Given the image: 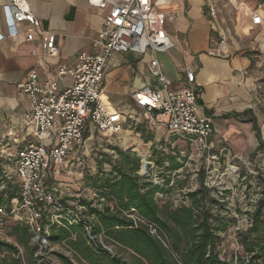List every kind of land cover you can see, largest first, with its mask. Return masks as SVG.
I'll return each mask as SVG.
<instances>
[{
    "label": "built area",
    "instance_id": "built-area-1",
    "mask_svg": "<svg viewBox=\"0 0 264 264\" xmlns=\"http://www.w3.org/2000/svg\"><path fill=\"white\" fill-rule=\"evenodd\" d=\"M87 2L104 13L103 24L92 43L94 53H80L71 70L59 68L53 79L41 84L35 72H30L26 80L17 85L29 99V111L0 139V160L4 163L0 168V194L8 189L16 192L7 204L0 203V230L11 220L21 223L29 228L36 244L46 242L43 235L48 234V226L43 224V220L48 219L52 223L59 218L55 215L57 203L64 198L57 197L60 188L55 182L56 175L72 178L69 167L75 161L78 163L87 132L95 130L105 137L121 132L117 118L107 111L102 101L104 73L115 54L151 55L148 72L155 88L144 87L131 94L147 122L161 124L172 135L184 138L204 152L211 151L212 122L199 112L197 92L193 87L194 70H185L184 86L171 90V84L163 76L155 58L156 54L165 53L172 47L165 29L166 11L160 7V4L168 5V1ZM238 5L253 27L262 24L259 13L243 4ZM206 9L210 21H215L218 13L215 5L206 0ZM3 13L9 37L18 36V26L27 23L24 40L30 42L36 35L40 36L45 56L57 57L54 36L41 31L39 22L29 12L24 0H10V4L3 7ZM2 38L0 36V40ZM222 42L223 39L209 55L227 54ZM67 75L71 83L61 88ZM26 140L31 144L23 146ZM8 147L12 153L4 152ZM152 183L157 185V179ZM81 209L77 207V212ZM70 216V224L79 221L78 213ZM130 217L143 223L136 216Z\"/></svg>",
    "mask_w": 264,
    "mask_h": 264
},
{
    "label": "crops",
    "instance_id": "crops-1",
    "mask_svg": "<svg viewBox=\"0 0 264 264\" xmlns=\"http://www.w3.org/2000/svg\"><path fill=\"white\" fill-rule=\"evenodd\" d=\"M156 1L161 3V0ZM166 1L168 5L160 4V7L166 11L165 29L172 47L165 53L156 54L155 58L163 76L171 84L170 89L183 87L185 70H194L193 87L197 92L199 112L212 122L213 134L209 141L211 154L220 157L226 154H223L225 148L235 147L241 155L245 146L248 147L247 153L253 154L259 143L264 145V118H258L254 109V81L249 74V59L228 53L209 55L211 50L218 47L220 32L217 18L215 21L208 18L206 0ZM24 2L39 22L41 31L54 36L58 55L47 58L44 42L38 35L30 42L24 40L27 23L18 26V36L9 37L3 7L8 6L10 0H0V36H3L0 40V139L19 123L21 116L30 108L28 97L17 85L25 81L30 72H35L41 84L53 79L59 68L71 70L80 53H94L92 43L103 24L104 13L89 6L87 0ZM253 11L261 16L262 24L259 27H262L260 11ZM240 13L237 14L240 29L256 28L251 25L249 17ZM150 60L149 53L143 56L119 53L111 58L106 68L102 101L107 111L117 118L121 128L136 126L143 115L131 94L144 87L155 88L148 72ZM70 79L69 75L65 76L60 87L69 86ZM155 126L161 134H166L165 138L159 140L151 135L144 145L160 142L167 146L166 137L175 135L161 124ZM29 144V140L23 142V146ZM10 150L13 151L8 147L4 152ZM226 152L229 154V151ZM134 155L140 159L139 155ZM6 227L0 230L1 233Z\"/></svg>",
    "mask_w": 264,
    "mask_h": 264
},
{
    "label": "trees",
    "instance_id": "trees-1",
    "mask_svg": "<svg viewBox=\"0 0 264 264\" xmlns=\"http://www.w3.org/2000/svg\"><path fill=\"white\" fill-rule=\"evenodd\" d=\"M136 130L140 132L139 127ZM114 150L117 166L92 181L97 206L64 198L57 203L58 220H43L48 226L44 245L63 244L71 258L58 253L35 258L41 243L30 246L32 233L23 225L14 230V237L25 251L26 261L17 248L0 241V253H5L0 264H53V260L60 264H264V180L259 177L260 197L248 215L250 227L235 234L242 254L227 257L221 254V235L234 221L222 214L221 205L208 190L184 195L187 205L183 201L174 204L172 195L178 191L168 186V180L160 186L141 179L137 173L140 159ZM261 151L264 153V145L259 143L254 153ZM159 156L156 164L166 161L168 172L181 168L172 156ZM3 165L0 160V168ZM0 195V203L7 204L16 192L8 189ZM77 207L82 209L77 212ZM77 213L79 221L70 224V215ZM133 215L143 223L132 219Z\"/></svg>",
    "mask_w": 264,
    "mask_h": 264
},
{
    "label": "rangeland",
    "instance_id": "rangeland-1",
    "mask_svg": "<svg viewBox=\"0 0 264 264\" xmlns=\"http://www.w3.org/2000/svg\"><path fill=\"white\" fill-rule=\"evenodd\" d=\"M209 1L215 5L218 11L219 43L223 39L222 43L228 54L246 56L250 61L249 74L254 81V109L257 110L258 118L261 116L264 118V1L235 0L237 9H235L233 0ZM238 4H243L250 10H259L263 17V26L249 30L247 27L240 29V20L237 21L240 17H237V14L244 13V10L239 9ZM148 124L152 126L149 127ZM148 124L142 115L136 126L121 128V132L113 137L102 136L95 130L87 132L78 163L75 161L69 167L72 178L69 179L64 174L56 175L55 182L60 188V194L57 197L78 198L85 202H92L93 207L97 206L92 181L94 178H103L113 170L117 162V153L114 148L131 155L137 154L130 151L136 148L141 155L146 157V161L152 164L150 178L145 181L153 182V179H157V185L161 186L168 180V186L178 191L172 195L174 204L183 201L187 205L184 195L199 189L209 191L210 197L221 205L222 214L228 215L234 221L227 232L221 235V254L227 257L234 253L241 255V249L235 241V234L238 231H245L251 225L248 215L253 211L255 202L260 197L259 177L264 180V153L261 151L248 154L246 151L248 147L245 146L243 153L239 155L236 148L233 147L231 149L225 148L223 154H226L219 157L211 154V151L209 153L204 152L178 136L166 137L165 145L167 146L160 144V142L155 143L156 145H144L151 135L159 140L166 136L165 133L161 134L155 129L156 123L148 122ZM138 127L140 132L135 130ZM226 151H229V154ZM9 152L12 153L11 150ZM161 154L172 156L176 162L181 164V168L168 172L166 161L161 165L156 164L155 161ZM232 169L234 171H231ZM213 214H215V210H213ZM22 227L21 223L9 221L3 233L0 231V241L17 248L21 259L26 261L25 251L14 237V230ZM30 246H36L32 240V235ZM112 252L117 251L112 250ZM51 253H58L71 258V253L67 248L58 243L39 245L38 251L34 252V257L38 259ZM4 255L5 253H0V259ZM121 256L128 258L127 255ZM72 262L76 264L75 261ZM52 263L60 264L56 260H53Z\"/></svg>",
    "mask_w": 264,
    "mask_h": 264
},
{
    "label": "water",
    "instance_id": "water-1",
    "mask_svg": "<svg viewBox=\"0 0 264 264\" xmlns=\"http://www.w3.org/2000/svg\"><path fill=\"white\" fill-rule=\"evenodd\" d=\"M130 151L132 152V150ZM151 169H152V164L146 161V159H143V160L141 159V168L139 170L140 172L138 173V175L142 179L148 180L150 178Z\"/></svg>",
    "mask_w": 264,
    "mask_h": 264
},
{
    "label": "bare ground",
    "instance_id": "bare-ground-1",
    "mask_svg": "<svg viewBox=\"0 0 264 264\" xmlns=\"http://www.w3.org/2000/svg\"><path fill=\"white\" fill-rule=\"evenodd\" d=\"M263 15H264V13H263ZM123 142H125V141H123ZM132 151H133L134 153H137V155L139 154V157H140L142 160L145 159V156H143V154L141 155V154L139 153L138 149L133 148ZM229 171H230V170H229ZM231 171H234V170L232 169ZM229 173H230V172H229ZM231 174H232V173H231Z\"/></svg>",
    "mask_w": 264,
    "mask_h": 264
}]
</instances>
